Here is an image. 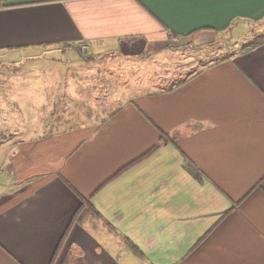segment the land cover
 <instances>
[{"label": "crops", "instance_id": "0c3cea01", "mask_svg": "<svg viewBox=\"0 0 264 264\" xmlns=\"http://www.w3.org/2000/svg\"><path fill=\"white\" fill-rule=\"evenodd\" d=\"M262 34L264 0H0V65L67 62L23 73L57 122L0 147V264H264V44L208 46Z\"/></svg>", "mask_w": 264, "mask_h": 264}, {"label": "rangeland", "instance_id": "374dc122", "mask_svg": "<svg viewBox=\"0 0 264 264\" xmlns=\"http://www.w3.org/2000/svg\"><path fill=\"white\" fill-rule=\"evenodd\" d=\"M230 39L234 40V38ZM230 39L213 38L208 46L212 44L211 51L214 49L215 53H217L218 49H222L223 54L236 52L238 49L246 46L247 40L232 44ZM254 39L255 37H250L248 40L253 41ZM208 49L207 51L204 50V55L208 54ZM80 52L82 53L81 48ZM211 58L216 59V54ZM59 61H65L61 55H46L44 57L38 56V58L29 59V61L26 59H23V61H13L14 63L11 65L10 61L7 60L5 66L0 65V69L4 71L10 69L23 71L18 72V74L22 73V75L8 74L6 76H0V135L3 139V143L16 139L31 140L32 138H38L46 134L50 135L53 127L56 125L57 118L43 117L45 112L49 110L44 108L42 104L43 100L47 101V93L41 89V87L46 84V82L43 81L46 77H41L39 75L40 72L32 76H26L23 75V73L27 69L41 71L49 68H56L62 64L67 65V62ZM67 67L72 68L73 65L68 64ZM33 86H37L38 90H24V87ZM32 102L37 104L36 107L26 108V105L30 106ZM46 120L48 123H43ZM44 129L46 131H44ZM9 165V159L4 156L3 152H0V169L3 170L2 174H4L3 178L5 179L9 176ZM0 191L2 193L4 192V194L11 192L10 187L1 188ZM134 257L135 256H132V258ZM134 259L137 263L138 258L135 257Z\"/></svg>", "mask_w": 264, "mask_h": 264}, {"label": "trees", "instance_id": "16d2710c", "mask_svg": "<svg viewBox=\"0 0 264 264\" xmlns=\"http://www.w3.org/2000/svg\"><path fill=\"white\" fill-rule=\"evenodd\" d=\"M263 44H264V34L257 36L251 43H249L248 45H246L244 47L242 52L251 51V50H253V49H255V48H257V47H259V46H261ZM2 144H3V139L1 138V135H0V147L2 146ZM159 147H160V145L154 147L150 152H148L147 154H145L144 156H142L141 158H139L138 160H136L132 164H130L127 167H125L124 169H122V171H120V173L123 172L124 170H126L127 168H129L130 166H132V165L136 164L137 162L141 161L142 159L146 158L147 156L152 154L154 151H156ZM95 217L104 220L102 218V216L93 208V206L91 205L90 201L84 199L82 201V205H81L80 210H78V212L75 214L71 224L73 225V224L78 223V222L81 223L85 219L95 218ZM66 237H67V234L65 235L63 241L65 240ZM63 241L60 244V247L58 248L57 254L59 253V251H60V249L62 247ZM132 249H133V252L136 255L142 256V254L137 249H135L134 247H132ZM53 262H52V264H53Z\"/></svg>", "mask_w": 264, "mask_h": 264}, {"label": "built area", "instance_id": "2783aa9c", "mask_svg": "<svg viewBox=\"0 0 264 264\" xmlns=\"http://www.w3.org/2000/svg\"><path fill=\"white\" fill-rule=\"evenodd\" d=\"M80 48L82 49V53H85V50H86L87 46L86 45H81Z\"/></svg>", "mask_w": 264, "mask_h": 264}]
</instances>
